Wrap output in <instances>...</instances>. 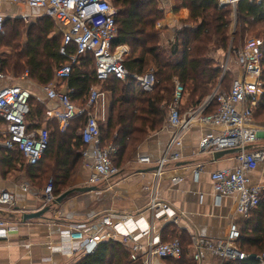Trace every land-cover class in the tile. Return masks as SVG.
<instances>
[{
    "label": "built area",
    "instance_id": "2783aa9c",
    "mask_svg": "<svg viewBox=\"0 0 264 264\" xmlns=\"http://www.w3.org/2000/svg\"><path fill=\"white\" fill-rule=\"evenodd\" d=\"M240 1L242 0H220L219 4L230 5L235 12ZM4 4L42 9L58 25L62 34L59 54L68 59L56 69L54 81L42 88L45 97L58 105V109L47 113L48 117L57 123L58 131L64 133L72 120L86 116L80 138L83 146L81 157L88 163L86 166L91 172L88 183L97 186L116 176L119 169L114 165L112 157L117 154V148L112 143L103 146L100 139V121L92 113L93 109H97L103 94L92 88L86 104L77 106L72 102V90L68 89L67 81L78 60L87 55L93 59L94 77L99 82L111 78L125 82L129 77L123 65L126 47L113 46L117 35L118 10L110 0H0V36L5 34L6 16L2 10ZM157 27L161 26L158 24ZM261 47L262 42L255 38L245 41L243 48L236 54L240 76L231 82L226 94H217L216 90L213 97L218 95V107L211 114H205L210 102L182 112L184 87L178 81L174 82L166 118L171 139L154 172L155 178L160 177L169 162L181 159L174 149L181 146L182 136L191 127L209 129L200 139L196 155H212L220 151L240 149L235 155V168L214 172L210 175V180L217 198L235 196L234 216L244 220L259 206L264 195V184H251L249 177L259 164L264 163V147L258 145L264 142V128H260L253 121L255 109L263 96L260 80ZM226 69L223 67L220 79L226 74ZM26 76L25 73L24 77ZM5 79L7 75L0 58V83ZM133 79L143 92H151L157 83L152 69L144 75H134ZM30 98L31 93L18 85L0 87V147L6 152H17L26 165L36 166L48 149L50 131L45 128L28 129L26 117L30 111ZM247 146H253V149L245 151ZM138 161L150 163L147 157ZM182 180L181 177H174L171 182ZM21 189L23 192L27 191L25 186H21ZM54 200L53 181L49 180L42 193L43 207L51 205ZM15 203L13 194L0 191V211L10 212ZM148 211V219L141 215H127L113 221L112 217L106 215L97 222L70 224L61 233L63 244L60 246H65L71 253L79 252L84 256L93 253L101 242L119 241L128 248L132 260H140L143 264H152L154 260L180 259V241L175 238L163 242L153 221L171 220L175 217V212L170 206L159 202L154 194L151 196ZM9 230L7 221L0 217V238H6ZM240 236V228L235 222L230 224L225 239L211 241L193 236V260L196 263L201 262L205 251H209L221 263L245 260L247 255L240 251L238 245ZM142 239L145 240L143 245L140 244ZM258 261L264 264V252L258 257Z\"/></svg>",
    "mask_w": 264,
    "mask_h": 264
},
{
    "label": "trees",
    "instance_id": "16d2710c",
    "mask_svg": "<svg viewBox=\"0 0 264 264\" xmlns=\"http://www.w3.org/2000/svg\"><path fill=\"white\" fill-rule=\"evenodd\" d=\"M180 7L189 11L188 23L174 34L170 47L161 48L158 44L161 19L159 12L153 7L152 0H110L118 10L116 18L117 35L113 46H125L128 52L124 55L123 65L129 77L125 82L113 78L99 82L94 77L93 59L89 55L78 60L67 81L68 89L72 90V102L77 106L86 104L92 88L102 84L104 92L110 93L111 105L106 118V132H102L99 124L100 139L103 146L109 144L107 139L117 148L115 155L117 165L123 156L132 154L142 143L149 132L160 131L165 123L174 82L178 81L188 92L187 107L189 110L199 107L210 95L213 87L222 85L226 74L220 79V69L213 67L215 61L210 54L227 51L230 36L240 32H256L264 40V0H242L235 12L230 5H220V0H180ZM174 12H177L174 10ZM233 17L236 20L235 32L231 31ZM18 21V20H17ZM15 21V23H17ZM7 21L4 24V28ZM240 31H237L239 29ZM14 37L17 28L14 27ZM52 19H44L31 25L27 31V43L20 51L14 52L12 59L1 58L2 67L6 71L19 72L28 67L30 76L37 78L44 86L54 81L56 69L68 58L59 54L62 34L55 32ZM12 35V37H13ZM10 37V36H9ZM5 41L0 36V46ZM14 39H10L7 47H11ZM234 49V53H236ZM262 67L261 83L264 90V41L260 49ZM152 69L157 83L151 92H143L134 75H144ZM8 71V72H9ZM30 101L29 100V108ZM217 102L211 103L205 114L216 111ZM258 108L264 111V93ZM43 106L30 108L26 117L28 129L42 128L39 124L46 123L45 129L50 132L48 149L36 166H28L30 179L40 178L48 172L53 181V193L57 197L61 188H69L74 179L77 166L81 161L82 142L80 131L86 123V116L72 120L64 133L58 131L57 123L44 115ZM38 122L39 124H36ZM104 133V134H103ZM133 144L130 145V143ZM8 153V154H7ZM0 158V168H11L17 152H6ZM115 164V161L112 160ZM45 167V168H44ZM253 214V215H252ZM243 233H246L245 235ZM173 237V236H171ZM173 237L163 242L171 241ZM182 255L180 259H165L166 264H195L187 250V241L180 238ZM239 248L242 253L259 257L264 252V195L259 206L250 213L246 221V229L241 231ZM191 246V245H190ZM240 264H259L255 260H243ZM76 264H143L140 260H132L128 248L119 241L101 242L95 251L84 255Z\"/></svg>",
    "mask_w": 264,
    "mask_h": 264
},
{
    "label": "crops",
    "instance_id": "0c3cea01",
    "mask_svg": "<svg viewBox=\"0 0 264 264\" xmlns=\"http://www.w3.org/2000/svg\"><path fill=\"white\" fill-rule=\"evenodd\" d=\"M2 10L6 16L5 23L18 20L17 22L23 21L30 27L48 19L44 10L31 9L23 5L4 4ZM183 11L186 13L185 17H188V11L186 9ZM53 23L54 31L60 33L56 22L53 21ZM3 70L7 79L0 83V87L18 85L28 90L31 97H34L32 91L35 89H32L31 85L38 82L37 78L29 77V74L26 77L23 74L18 78L11 71H6L4 67ZM39 85L41 88L38 89L37 99L43 106L46 118L52 120L47 113L58 109V105L45 97L42 91L43 85L40 83ZM36 124L39 123L36 122ZM39 125L42 128L46 127L44 122ZM209 131L200 126L191 127L182 136L181 146L174 149L181 159L177 162H169L163 175L157 178L154 172L171 139V132L168 126L160 131L149 132L130 158L120 163L119 173L116 176L97 185V191L84 193L90 194L89 198L88 196L67 198L60 205H55L54 211L49 210L40 219L27 222L21 221V214L41 210L42 197L38 196L37 191L28 187L26 192L22 191L21 186L26 187L25 180H30L27 170L19 174L22 172L15 171L16 168H0V191L13 194L16 201L13 212L12 210L0 211V217L7 221L10 229L6 238H0V264H76L83 255L79 252L71 253L65 246H60L63 244L61 233L70 224L97 222L106 215L112 217L113 221L127 215L133 217L141 215L148 219L150 216L148 206L152 194L159 202L170 206L175 212V217L171 220H153L161 240H169L173 237H178V240L179 237L185 238L192 260L193 250L190 245L193 236L211 241L225 239L232 222L238 224L240 231L245 230L249 217L244 220L234 216L235 196L217 198L210 180V175L214 172L235 168V155L214 161L212 155H196L195 153L200 139ZM258 145L264 147V142ZM2 154H6V151L0 147V158ZM143 157L149 158L150 163H140L138 160ZM112 160L117 164L115 156ZM87 164L81 157L75 175L77 187L74 188L94 186L88 183L91 172ZM199 166L201 167L198 168ZM174 177H181L183 180L172 183L171 179ZM249 177L251 184H264V163L259 164ZM22 179L24 183H20ZM144 242L145 240H140V244L143 245ZM238 245L240 246L239 242ZM246 255L245 260H248L250 255ZM240 263H221L209 251L204 252L201 262H195V264ZM152 264H166V262L154 260Z\"/></svg>",
    "mask_w": 264,
    "mask_h": 264
},
{
    "label": "rangeland",
    "instance_id": "374dc122",
    "mask_svg": "<svg viewBox=\"0 0 264 264\" xmlns=\"http://www.w3.org/2000/svg\"><path fill=\"white\" fill-rule=\"evenodd\" d=\"M153 1V7L159 12V16H160V20H159V25L161 27H157V29H161L159 32V40H158V44L161 45V48H168L170 47V45L173 42V38H174V34L183 28L184 24L188 23V18H189V11H188V17H185V11H183L184 9L180 7V0H152ZM174 10H176L177 12H174ZM24 20V19H23ZM14 27L17 28L16 31V37H14ZM29 29V25L25 24L23 21L21 22H9L8 24H6L5 27V34L3 35L5 37V41L2 42L3 46H0V58L5 59V58H9L11 57V59L13 58L12 54L14 52H18L20 51V49L18 48H23L24 46H26L27 43V31ZM236 29V20L233 17V22L231 25V31L235 32ZM259 31L263 30V27H260L258 29ZM257 30V31H258ZM237 31H240V27L239 29H237ZM256 32H251V31H247L244 33V35L240 32H238L235 36V34H231L230 36V42H229V47L232 46V49H228L227 51H222V50H217L213 53L210 54V58L213 59L215 61V64L213 65V67H217L220 69V73H222L223 67H226V79L223 82L222 85H217L216 87H213L211 93L209 96H207L203 102L200 105H203L207 99L213 95L216 90H217V94H226L229 90L230 84L231 82L235 79L238 78V76H240V68L237 64V58H236V54L243 48L245 41L247 39L250 38H255L257 40H260L262 42L263 45V39H261V35L259 37L256 36ZM13 35V37H12ZM10 36V37H9ZM10 39H14V42L11 43V47H7V43ZM234 49H236V53H234ZM127 52L128 49L126 48ZM228 70V71H227ZM148 71V70H147ZM146 71V72H147ZM12 73H14L15 76H17L18 78H20L23 74H29L30 73L28 71V67H25L23 70L19 71V72H15V71H11ZM221 75V74H220ZM33 78V77H32ZM37 85H36V84ZM33 83L34 85H31L32 89H35L32 91V93L34 94V97H32V101H30V108H36L37 104L39 105L40 102L38 101V89L41 88L38 82ZM38 86V87H37ZM34 87V88H33ZM94 88H96L98 91H100L103 95L100 99V101L98 102V106L97 109H93L92 113L93 115H96L97 118L100 121V124L102 126V132H106V118H107V114H108V109L111 105L112 99H111V95L110 93H106L104 92L106 90V87L103 86L102 84H99L98 86H95ZM42 92V91H41ZM264 93V90H263ZM217 96L213 97L212 101L210 103H213V101L216 103L217 100ZM188 103V92L187 90L184 89V102H183V106H182V112H186L187 110L183 109L184 105L186 106ZM199 105V106H200ZM187 107V106H186ZM168 113V112H167ZM167 118V115H166ZM253 121L256 125L260 126V128H264V111L261 112V110L257 107L255 109L254 112V117H253ZM44 126V125H43ZM167 123H166V119H165V123L163 125V127H166ZM45 127V126H44ZM53 129H50L49 131L51 132ZM103 133V134H104ZM112 140L107 139L106 142L110 143ZM133 144V142L130 143V145ZM131 154L128 153L125 154L123 156V160L126 158H130ZM15 162L14 165H12L11 168H16L15 171H19L22 173L19 174H23V172L25 170L28 171V167L26 165V163L24 161L21 160L20 157L15 156ZM118 169L120 168V166H118L116 163L114 164ZM4 168H9V167H4ZM45 168V167H44ZM77 177L75 176L74 179L72 180V182L70 183L69 188H61V193L77 187V184L75 185V179ZM51 179V177L49 176L48 172H45L44 174L41 175L40 178H34V179H30L28 181L25 180L26 183H24V180H20V183H24L26 185V187L31 188L35 191L38 192V196L42 197V193L43 190L46 186V184L49 182V180ZM110 182V181H109ZM22 184V185H24ZM80 187H86V186H80ZM102 190H104V186L101 187ZM80 196V197H79ZM90 196V194L88 195H83V194H74L70 197L72 198H83ZM69 197V199H70ZM56 198V197H55ZM97 199V197H95ZM55 205L51 204V205H47L44 207H49V210L54 211V207ZM42 207V208H44ZM14 210V209H13ZM13 210L11 212H13ZM82 255V254H81Z\"/></svg>",
    "mask_w": 264,
    "mask_h": 264
},
{
    "label": "water",
    "instance_id": "95a60500",
    "mask_svg": "<svg viewBox=\"0 0 264 264\" xmlns=\"http://www.w3.org/2000/svg\"><path fill=\"white\" fill-rule=\"evenodd\" d=\"M213 95H211L207 99L206 103L211 102V100L213 99ZM251 149H253V146H247L244 148L245 151H249ZM239 152H240V149L220 151V152H216V153L212 154V158L214 159V161H216V160L221 159L225 156L236 155ZM97 190H98V188L96 186H87V187H83V188H71V189L63 192L59 196H57L52 204L53 205H60L63 201H65L67 198H69L70 196H72L74 194H84V193H89V192H95ZM49 209H50L49 207H44L39 211L24 212L21 214V221L27 222L30 220L40 219L45 213H47L49 211ZM248 259L258 261V257H256L255 255L248 256Z\"/></svg>",
    "mask_w": 264,
    "mask_h": 264
}]
</instances>
